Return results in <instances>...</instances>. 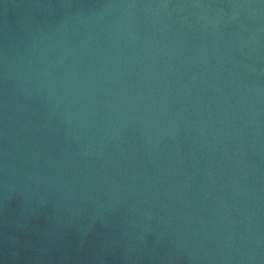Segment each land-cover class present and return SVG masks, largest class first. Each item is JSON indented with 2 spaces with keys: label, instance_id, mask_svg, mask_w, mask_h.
I'll list each match as a JSON object with an SVG mask.
<instances>
[{
  "label": "water",
  "instance_id": "1",
  "mask_svg": "<svg viewBox=\"0 0 264 264\" xmlns=\"http://www.w3.org/2000/svg\"><path fill=\"white\" fill-rule=\"evenodd\" d=\"M0 264H264V0H0Z\"/></svg>",
  "mask_w": 264,
  "mask_h": 264
}]
</instances>
